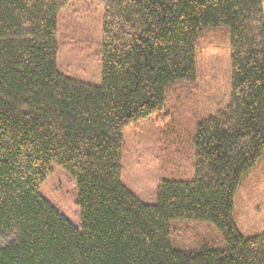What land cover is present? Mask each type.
Masks as SVG:
<instances>
[{
  "label": "trees",
  "instance_id": "1",
  "mask_svg": "<svg viewBox=\"0 0 264 264\" xmlns=\"http://www.w3.org/2000/svg\"><path fill=\"white\" fill-rule=\"evenodd\" d=\"M68 1L0 0V264H264V232L244 237L234 219L264 154V0H95L98 84L58 67ZM218 27L231 47L228 102L176 131L172 178L145 203L121 180L125 129L191 87L199 40ZM54 168L75 182L78 226L41 193ZM175 220L211 223L222 244L174 248Z\"/></svg>",
  "mask_w": 264,
  "mask_h": 264
},
{
  "label": "rangeland",
  "instance_id": "2",
  "mask_svg": "<svg viewBox=\"0 0 264 264\" xmlns=\"http://www.w3.org/2000/svg\"><path fill=\"white\" fill-rule=\"evenodd\" d=\"M102 15L103 8L95 0H69L61 9L57 63L64 74L91 84L100 82L98 53ZM196 53L197 78L191 87L177 86L167 94L164 108L159 113L125 129L121 180L145 203L155 202L161 179L172 178L165 169L176 131L179 128L184 132L193 130L198 122L214 113L218 103L228 102L231 90L228 29H207L199 40ZM163 118H166L164 123ZM41 193L78 226L76 185L63 171L54 168ZM234 219L244 237L264 232V154L235 193ZM172 223L174 248L195 251L204 245L219 247L222 244L219 231L209 222L175 220ZM6 242V238L0 237V246Z\"/></svg>",
  "mask_w": 264,
  "mask_h": 264
}]
</instances>
